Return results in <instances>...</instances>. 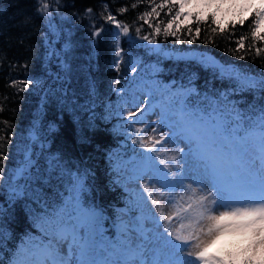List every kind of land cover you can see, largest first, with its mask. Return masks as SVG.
<instances>
[{
	"label": "trees",
	"instance_id": "obj_1",
	"mask_svg": "<svg viewBox=\"0 0 264 264\" xmlns=\"http://www.w3.org/2000/svg\"><path fill=\"white\" fill-rule=\"evenodd\" d=\"M222 1L188 15L179 0H0V264H13L23 246L54 247L77 202L113 241L125 210L136 220L120 159L143 156V143H132L135 124L114 110L137 75L134 59L181 88L176 107L220 118L230 137L255 126L264 108V20L257 28L256 14L264 12L259 0ZM243 75L250 84L237 83ZM253 251L252 240H231L218 258L264 262V251Z\"/></svg>",
	"mask_w": 264,
	"mask_h": 264
},
{
	"label": "rangeland",
	"instance_id": "obj_2",
	"mask_svg": "<svg viewBox=\"0 0 264 264\" xmlns=\"http://www.w3.org/2000/svg\"><path fill=\"white\" fill-rule=\"evenodd\" d=\"M212 1L214 0H189L182 10L189 15L199 8H206V5L211 4ZM259 1H261V11L264 12V0ZM181 2L182 0H179V3ZM225 3L226 0H223L222 8ZM156 58L161 60V55ZM200 58L206 60L205 63L212 65L222 76H237L232 70L222 68L210 57L200 56ZM132 69L137 75L126 87L119 90V98L114 104V110L122 112L121 118L126 124H135L136 142L143 143L138 148L143 156L127 158L123 156L120 159V173L125 177L139 210L136 220L133 222L125 210L116 236L119 241L114 242L103 234L104 227L100 219L90 230L81 223L80 214L76 210L70 213V218L74 217L75 222L60 225L57 230L59 239L53 241L54 247L46 242L36 243L34 247L23 246L15 259L18 257L24 259L27 264H43L48 259L49 251L55 249L60 256L69 260L70 264H80L82 259L96 261L97 264H107V262L123 264L125 259L123 250L131 248L140 249L143 252L142 258L148 261L158 255L162 247L158 236L164 233L165 227L173 233L172 236L167 237L169 240L193 253L199 250L195 247L196 244L207 243L205 255L208 257H219L231 240H252L256 245L264 239V232L260 236H255L249 230H226L219 235L208 234V228L214 224L208 219L209 212L212 215H219L222 211H233L244 205L236 198H226L224 201L217 199L216 203L212 204L211 194H214V189L208 183H200L201 170L198 162L191 157L181 155L179 151L183 149L184 153H187L191 146L186 136L181 134L187 127L197 132L205 142H214L221 146L226 163L242 164L243 161L236 157L239 138L230 137L222 131L220 118L217 123L208 122L194 117L180 105L176 107L178 101L176 94L181 92V88L177 89L172 82L162 80L155 67L153 70L150 65L145 66L136 58ZM248 78L250 79L248 75H243L242 82L237 81V83L248 85L251 82H247ZM130 112L138 115L129 118ZM156 140L163 141V144L154 143ZM173 140L175 143L172 142ZM173 156L180 162L178 170L171 159ZM149 157L152 159H148ZM166 164L172 168L167 181L163 179V174L169 171V167H165ZM149 192L152 193V197H149ZM205 196L209 197L208 200L203 201V204L210 205L208 210L202 207L201 198ZM153 199L160 201L159 207L153 205ZM234 199L236 202H233ZM161 211L164 212L163 219L160 218ZM201 212L203 216L200 215ZM169 217L171 220L168 219ZM241 222L243 221L228 219L222 223ZM175 235H181L187 243L175 240ZM81 248L87 251L85 257L80 255ZM261 251H264V245L254 248L253 253L255 255L262 253ZM179 256L186 260L194 258L188 256L187 251L179 253Z\"/></svg>",
	"mask_w": 264,
	"mask_h": 264
},
{
	"label": "snow or ice",
	"instance_id": "obj_3",
	"mask_svg": "<svg viewBox=\"0 0 264 264\" xmlns=\"http://www.w3.org/2000/svg\"><path fill=\"white\" fill-rule=\"evenodd\" d=\"M189 0H182L180 8L183 9ZM211 7V4L206 5ZM163 7V5H161ZM155 11V9H153ZM177 17L181 15L177 12ZM215 14H213L214 16ZM260 17L256 21V26L259 28L260 20H264V13L257 12ZM111 19V17H109ZM174 22V21H173ZM215 22V21H214ZM172 24L169 23L168 27L171 28ZM160 31L159 28L156 29ZM253 35H256L254 32ZM147 39V37H145ZM242 46V45H241ZM119 55V52H117ZM118 83V81H117ZM261 87L264 88V81H261ZM143 111V109H141ZM129 118L138 113H128ZM142 131V130H141ZM189 140V151L184 153L183 149H180L181 155L185 157H191L199 164L201 170L200 183H208L211 188L214 189V194H211V203L215 204L217 199L224 201L226 198H236L244 205L233 211H222L219 215H212L209 212L208 219L212 220L214 224L208 228L209 235H219L220 233L231 231H245L249 230L255 236H260L264 232V108L261 109L259 117L256 118L255 126L245 132V135L239 137V148L236 153V157L242 160V164L238 163H226L224 161L223 152L221 146H218L214 142H205L197 132L191 128H184L181 132ZM251 138V142H250ZM175 143V141H172ZM136 143V141H133ZM154 143L163 144V141L156 140ZM159 151V149H155ZM148 159H152L149 157ZM172 161L177 165L179 169L180 162L173 156ZM187 162V161H185ZM164 163V161H161ZM165 167H169L167 164ZM172 172V168L169 167V171L163 174V179L168 180L169 174ZM182 183V181H181ZM191 187V185H189ZM149 197H152V193H148ZM209 197L205 196L201 198L202 207L205 210L210 208V205L203 204L204 200H208ZM236 199L233 202H236ZM153 205L159 207L160 201L153 199ZM191 207V205H189ZM77 210L81 217V223L92 230L98 223V217L96 213L91 209H86L79 205L77 202ZM203 216V212L200 213ZM164 212L161 211L160 218L163 219ZM171 220V217L168 218ZM241 220V223L224 224L225 220ZM183 227V225H181ZM164 233H167L165 235ZM164 233H160L158 239L162 243V247L159 250L158 255H155L152 259L145 261L143 252L140 249H124L125 259L123 264H237L234 258L224 260L216 256L208 257L205 255L208 244L204 245L196 244L195 247L199 249L195 253L188 251L186 248H182L179 244L173 243L167 237L172 236L173 233L165 227ZM175 240L187 243L185 238L181 235H175ZM199 240V237H197ZM264 245V239L259 241V244L254 245V248ZM192 247V245H189ZM167 250V251H166ZM188 252V256L194 257L193 259H183L179 256L181 252ZM80 255L85 257L87 251L81 248ZM13 264H27V261L21 258H17L13 261ZM43 264H70L69 260L60 256L59 253L52 249L49 251L48 259ZM80 264H97L96 261L82 259ZM107 264H119V262H107ZM243 264H254V261L249 258L243 262ZM264 264V262H261Z\"/></svg>",
	"mask_w": 264,
	"mask_h": 264
},
{
	"label": "water",
	"instance_id": "obj_4",
	"mask_svg": "<svg viewBox=\"0 0 264 264\" xmlns=\"http://www.w3.org/2000/svg\"><path fill=\"white\" fill-rule=\"evenodd\" d=\"M155 50H159V46H156L155 47ZM165 54L166 55H169V52L168 51H165ZM187 53L186 52H182V51H177L176 53H175V57L177 58V59H180V58H187Z\"/></svg>",
	"mask_w": 264,
	"mask_h": 264
}]
</instances>
